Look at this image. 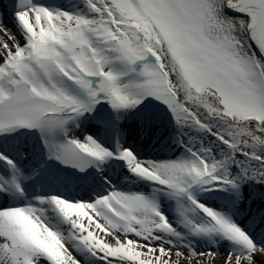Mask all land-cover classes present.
I'll return each instance as SVG.
<instances>
[{
	"label": "snow or ice",
	"instance_id": "1",
	"mask_svg": "<svg viewBox=\"0 0 264 264\" xmlns=\"http://www.w3.org/2000/svg\"><path fill=\"white\" fill-rule=\"evenodd\" d=\"M0 264H264V0H0Z\"/></svg>",
	"mask_w": 264,
	"mask_h": 264
}]
</instances>
